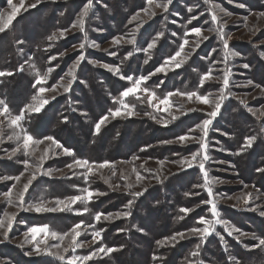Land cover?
Wrapping results in <instances>:
<instances>
[{
  "label": "rangeland",
  "instance_id": "1",
  "mask_svg": "<svg viewBox=\"0 0 264 264\" xmlns=\"http://www.w3.org/2000/svg\"><path fill=\"white\" fill-rule=\"evenodd\" d=\"M13 2L19 4V0H13ZM35 2L36 0H25L26 5ZM84 3L86 0H40L35 8L21 12L9 30L0 33V71H10L14 75L15 71H20L22 65L24 70L20 71L21 75L25 74L27 77V83L25 78L11 80L18 83L17 92L13 94L14 105L10 109L12 114L18 115L21 106L37 103L32 100L36 90L34 89L31 94L28 90V78L34 83L32 64H35L40 71H46L49 67L54 69L49 76L47 87L57 84L61 77H64V80L60 82L66 85L71 79L66 73L83 52L86 59L81 61L77 67L76 79L73 80L69 91L64 92L63 87H59L58 92L45 93L44 96L49 99V103L41 111L54 101L70 96L74 85V88L81 90L82 97L83 93L88 94L89 104L96 109L95 105L98 103L96 100L102 102L106 97L112 96L109 90L112 87L116 88L117 82H119L118 95L112 97L113 100L119 97L121 91L131 86L128 80L120 79V76L114 75L100 65H118L121 74L127 76H147L154 72L166 57L178 50L182 42L181 37L186 31L192 27H200L203 35L209 38L200 40L199 47H195V41L198 38L190 34L187 37L189 45L185 47V52H191V55L186 62L179 68L173 67L166 74L161 72L151 76L147 81V87L154 90L158 96L176 90H195L202 95L210 94V98L215 99L219 95L221 81L212 79L206 81L203 87H199L200 75L207 72L209 67L213 69V77H222L221 70L225 68L230 70L231 83L225 92L227 98L209 126L207 153L210 159L205 162V167L211 177L222 181V183L212 185L214 194L212 199L217 202L220 218L242 233H254L257 237H264V216L260 215V211H264V173L257 171V169H264V131H262L264 116H260V111H264V93L252 86H242L248 80L264 86V57H262L264 54V17L257 18L258 13L264 12V0H210L207 4L205 0H172L167 12L156 8L154 9L156 15L151 17L141 11L148 7L146 0H93V6L85 21V31L80 32L78 28H72L71 25L77 20ZM239 4H244V7H239ZM213 6L220 16L219 23L226 22L224 32L232 37L229 40L230 50L238 53L228 61L227 65L216 63L223 59V45L216 32L209 31V29L218 28V24L211 21L210 12ZM189 8L193 11L189 12ZM220 9L231 15H224L219 11ZM10 11L7 0H0V13L7 14ZM138 12L140 13L138 19L129 23ZM193 16L196 19L189 24L188 21ZM245 17H248L247 21ZM138 24L140 27L137 29ZM66 28L70 30L64 37H59L58 30ZM134 30L135 44L122 43L118 46L112 44L114 37L132 38L130 34ZM159 32H163L164 35L156 41V47L151 49L149 54H145L142 49L146 48ZM53 33H57V38L49 41L48 37ZM173 33L176 35L174 36ZM17 41H23V43H17ZM92 42L99 47L86 46L84 49H79L81 43ZM193 47L195 51H192ZM110 52L117 54L113 56L109 54ZM128 52H133V55L124 59ZM148 55L151 59L145 64L144 61ZM49 56H55L56 59L49 62ZM38 58L42 63L37 62ZM89 60L95 61L96 64L89 63ZM244 64H248L249 67H243ZM61 66H65L62 74L59 71ZM13 75L5 76V78H12ZM96 92L102 96V99L95 97ZM140 95L144 96L143 93ZM52 96H55V99H52ZM0 99H4L1 94ZM171 99L176 104H182L185 110L194 108L196 111H186V114L181 115L173 106L170 111L179 118L172 120L167 112H156L148 107L146 99L141 102L129 97L127 102L135 105V111L138 114L131 117H110L101 127L102 134L107 130L106 138H101L98 143L99 157H91L89 160L97 163L109 161L114 165L115 176H112L108 169L103 170V175L109 178L110 183L120 185L118 190L110 188L100 175L92 176L90 182L85 184L82 178L73 175L66 168L67 164L73 162L74 157L64 155L62 150H56L60 154L50 156L44 161L42 167L43 170L59 169L62 173L53 171L52 176L38 174L37 179L33 181L26 193V201L34 202L41 196L47 200L63 199L79 194L78 189L88 187L94 192L104 193L95 195L88 205L91 214L95 212L115 214L124 211L131 213L127 217H114L109 221L101 220L96 224L97 229H104L102 243L119 250L107 256L100 254L88 264H156L158 261L159 264H167L171 249L175 247L180 248L181 257L185 259L183 262L181 258L177 264H189L187 260H194V257H197L192 256L191 253L195 250V247L192 249V243L196 240L200 241L198 236L187 235V238L178 239L174 244L164 247H158L156 244L157 240L170 237L176 232L187 234L188 229L193 227L195 219L197 221L201 216L212 219L209 213L210 205H208V210H204L205 204L201 203L204 201L202 193H207V191L203 187H194V185L204 183L203 174L197 164L194 162L192 167H188L173 163L182 158H190L192 153L199 150V144L193 141L185 144L162 142L174 141L178 136L187 133L190 128L208 119L207 113L212 111V107L195 101V98L192 101L182 97ZM241 99L245 100L246 104H241ZM116 107L119 105L116 104ZM145 112L151 113L157 119L145 115ZM39 113H27L21 122L23 128L37 140H43L45 136L54 137L65 148L72 150L75 158L84 159L82 152L78 154L72 149L74 144L75 148H79L78 140L85 137L80 127L75 125L76 118H72V122L68 123L67 120H60L59 117L51 119L49 115L37 118ZM62 113L66 114L67 110ZM77 115L81 121L90 123L89 118H84L86 115L82 113H77ZM164 121L168 123L165 124ZM66 124L71 133L66 132L65 127H62ZM11 133L12 129L8 128L5 122L3 142H0V176L19 175L24 171V165L20 161L30 159L32 163H36L37 158L43 155L44 148L51 143L45 141L41 145L33 146L35 151L33 157H25L21 151L9 159L8 154L17 143L7 138ZM68 135L71 136L68 138ZM195 135L199 136L200 132L197 131ZM250 135L256 137L255 142L252 147L241 151L245 137ZM71 138L74 142H71ZM116 141L118 143L114 144ZM134 157H139V159H134ZM159 161H163V165L158 163ZM145 162L146 166L140 167ZM133 168L144 179L137 181L132 171ZM31 171L33 169L30 168L21 178L18 188L27 181ZM75 171L79 173L81 170L75 169ZM121 173L125 178H121ZM13 183L15 181L0 180V192L7 191ZM128 184L133 187L127 188ZM74 185L77 187H73ZM133 191H142L143 194L133 197L130 194ZM186 193L197 194L186 195ZM246 193H252L253 196L248 205L243 203V196ZM238 197L240 199H237ZM129 200L133 203L130 208H126ZM74 207L82 208L83 205L77 204ZM181 208L194 210L185 215L179 211ZM5 210L9 213L16 212L17 216L9 233V239L0 243V264H60L58 260L49 256L25 255L26 252L31 251V245L20 246L26 228L48 224L54 230L64 232L82 219L92 222L90 214L81 216L70 211L49 213L21 211L16 207L6 205L0 197V218L3 217ZM181 216L183 219L179 218ZM175 220L177 223L188 220L189 225L187 224L186 229H172V222ZM194 226L203 227L197 224ZM216 228L240 244L246 255L244 258H247V260L241 258L245 261L244 264H261L264 250L259 248L248 250L245 247V245L251 246L258 241L252 240L250 236H241L238 242L235 237L239 233L229 236L223 225H216ZM88 231L90 232L91 229ZM0 239H3L2 235ZM79 239L90 242L92 237L84 235ZM146 242L151 244L148 249L145 246ZM49 243H58V241H49ZM89 250L87 247L77 249L76 254L86 255ZM154 255L160 259L153 260ZM236 261L239 264L243 263L235 259L234 264Z\"/></svg>",
  "mask_w": 264,
  "mask_h": 264
},
{
  "label": "snow or ice",
  "instance_id": "2",
  "mask_svg": "<svg viewBox=\"0 0 264 264\" xmlns=\"http://www.w3.org/2000/svg\"><path fill=\"white\" fill-rule=\"evenodd\" d=\"M40 3V0H36L35 3L26 5L25 0H19V4H16L13 2V0H7V4L9 8L11 9L10 12L7 14L0 13V33H4L5 31L10 29V26L13 24V21L16 19V17L21 14V12H26L29 8H35L37 4ZM172 3V0H146V4L148 7L142 9L141 11L145 13L146 15L155 16L156 12L154 9L159 8L164 12L168 11L169 5ZM205 3H210V0H205ZM93 6V0H86V3L83 4V7L81 11L78 13L77 20L74 21L71 25L72 28H78L80 32L85 31V21L86 18L89 15V11ZM239 7L243 8L244 4H239ZM189 12H192L193 9L189 8ZM224 15H231L230 13L224 12L223 9L219 10ZM211 15V21L214 24H218V28L215 30L209 29V31H215L219 40L222 42L223 45V59L221 61H216V63H224L227 65L228 61L237 56L238 53L235 51L230 50L229 48V40L232 38L231 35H228L224 32L225 23H219L220 16L215 10V6H213V9L210 12ZM140 16V13L138 12L136 15H134L129 23H132L133 21H136L138 17ZM264 17V12H260L257 14V18ZM196 19L195 16L191 18V20L188 21L189 24H191L192 20ZM245 21L248 20V17L244 18ZM140 27V25H137V29ZM70 29H63L58 30L59 37H64L65 34ZM258 30V29H257ZM190 34H194L195 37L198 39L195 41V47H199L200 40H207L209 37L203 35V31L200 27H192L188 31L184 33V36L181 37V43L179 44L178 50L168 57H166L163 61V63L158 66L154 72L149 73L147 76L141 75L139 77H133V76H127L124 74H121L120 67L112 66L108 64H102L100 65L103 68L108 69L110 72H112L114 75L120 76V79L128 80L131 84V86L125 88L123 91L119 93L118 98H114L113 102L118 104L119 107L109 109V114L102 116L99 121L95 123L94 126V133L93 135H98L100 133L101 127L109 120V118H116V117H131L133 115H137L135 111V105L130 104L127 102V98L133 97L136 100H140L143 102L146 99L147 105L150 108H153L156 112H167L172 120H176L179 117L175 114H172L170 111L173 106H175L176 111L179 112L181 115L186 114V111H196L194 108H190L185 110L184 106L182 104H176L175 101H173L172 97H182L187 98L188 101H192L193 98H195V101L204 104L209 105L212 107V111L207 113L208 119H204L200 124L195 125V127L190 128L187 133L184 135L178 136L174 141L168 140L163 141L162 143H181L185 144L189 141H193L199 144V150L197 152H194L191 154L190 158H182L180 161H173V163H179L181 166L187 165L188 167H192L194 162L199 167L201 173L203 174L204 183L203 185H194V187H203L205 191H207L210 199L206 201H201L203 204L210 205V213L212 219H208L204 216H201L197 219L196 224L202 225L200 226H193L192 228L188 229L187 234L184 232H176L170 237H164L162 240H157L156 244L158 247H164L167 245L174 244V242H177L178 239H185L187 238V235H194L198 236L200 238V243L196 245V249H199L201 247V244H203L204 240L209 236L212 235L216 230V225H223L224 230L228 233L229 236H232L234 233H239V235H236V239L239 242L241 236H250L252 240L258 241V243L252 244L251 246L245 245L246 249L253 250V249H261L264 250V237H257L254 233L252 234H245L240 232L239 229L230 226L227 221L223 220L219 216L217 202L212 199L213 197V189L212 185L216 183H222L218 178H213L209 175L206 167L205 162L210 159L208 153H207V135L209 126L212 124V120L215 119V117L218 115L220 108L222 106L223 101L227 98L225 95L226 90L229 88V85L231 83L230 81V75L231 72L227 68H225L222 71V77H213V69L209 67L207 72L200 75L199 79V87H203L206 81L217 79L221 81V87L219 89V95L215 99L210 98V94L208 95H202L198 93L197 91H180L176 90L175 92H168L164 94L163 96H158L157 93L149 89L147 87V81L149 78L156 73H167V71L174 68L181 67L188 57L191 55V52H185V47L189 45V40L187 37ZM132 38L126 39L124 36L120 37H114L112 40L113 45H120L122 43L126 44H135V30L133 33L130 34ZM163 32H159L156 35V38L152 40V42L147 44L146 48H143L142 51L145 54H149L150 50L156 47V41L163 36ZM175 36L176 33H173ZM57 38V33H53L48 37V40H54ZM17 43H23V41H17ZM94 47L98 48L99 45L92 43H81L79 45V49H84L85 47ZM195 47L192 48V51H195ZM107 51V49H105ZM110 55L115 56L116 52H110ZM63 55V53H61ZM133 55V52H128L124 59H128ZM262 57H264V54H262ZM179 58V59H178ZM31 59V58H29ZM55 56H49V62L55 60ZM86 57L84 56L83 52L77 57L76 61L73 63L71 68L69 69L68 73H66L67 76L71 77L67 81V84H62L60 81L64 80V77L60 78V81L57 82V84L51 85V87H47L49 76L54 71L52 67L47 68L46 71H40L35 64L31 65V69L34 75V83L32 87L36 90V94L32 97V100L37 102L35 105L33 104H26L24 108L20 110V113L18 115H13L7 102L4 99H0V117H3V119H0V142H3V134H4V127L5 122H7V127L12 129V133L8 135L9 140H15L16 147L11 150V152L8 154V158L12 159L14 156L17 155V153L23 152L25 157H33L35 156V151L33 146L35 145H41L45 141H50L48 147L44 148L43 155L37 158L36 163H32L30 159H24L20 161L24 165V171L21 172L19 175L16 176H0V180L4 181H15L7 189V191L0 192V197L3 198V202L11 207H16L21 211H34L37 213H49V212H65L70 211L74 212L77 215H85L90 214L92 215V222H86L85 220H80L79 222L75 223L69 230L60 232L58 230H54L51 228L48 224L40 225V226H29L26 228V231L23 232V240L21 242V247L25 244L31 245V251L26 252L25 255H45L54 258L55 260H58L60 264H88L89 261H92L96 259L100 254H103L104 256H107L115 251H118L119 249H115L112 247H108L102 243L103 237L102 233L104 229H97L96 224L100 223L101 220L109 221L111 219L118 218V217H127L131 213L128 211L124 212H118L115 214L112 213H102V212H95L94 214H91V210L88 207V205L92 202V199L95 195H103L104 193L100 192H94L90 190L88 187H84L82 189H78L79 194L77 195H71L67 196L63 199L56 198L54 200H47L44 196H41L38 200L34 202H27L25 199L26 193H28L30 186L32 185L33 181L37 179V175H47L52 176L53 171H58L62 173V170H53V169H47L43 170V163L46 159L50 158V156L59 155L60 153L56 150H62L64 155L67 156H73V162L71 164H67L66 168L69 169V171L72 172L73 175H78L80 178L83 179L85 184H88L90 182V179L92 176L100 175L102 179H104V182L109 185L110 188L113 190H118L120 188V185H114L110 183L109 178L105 177L103 175V170L108 169L111 172L112 176L116 175V169L112 163L109 161H104L97 163L95 161H90L88 159H80L75 158V154L72 150L65 148L59 141H57L52 136H45L43 140H37L34 139L32 135H30L22 126V121L25 118V115L27 113L36 112L39 113L41 109L49 103V99L44 96L45 93L48 92H58L59 87H63L64 92H68L71 88L73 80L76 79V69L79 66L80 62L85 60ZM151 59V56L148 55V58L145 59L144 63L147 64L148 60ZM89 63L96 64L95 61L89 60ZM243 67L248 68V64H244ZM20 71H23V66H20ZM13 75L10 71H0V77L4 76H11ZM159 86V85H158ZM157 86V87H158ZM244 87L252 86L254 88L260 89L262 93H264V86H261L260 84H255L252 80H248L245 85H242ZM143 93L144 96L142 97L140 94ZM52 99H55V96L51 97ZM241 104H246V101L241 99ZM251 111V109H250ZM259 111V110H258ZM145 115L150 116L152 119H157L156 116L152 115L151 113L145 112ZM256 114L255 112L253 113ZM260 116H264V111H260ZM259 118V116L257 117ZM65 121L67 120V117L64 118ZM158 122L160 120L158 119ZM165 124L168 123V121H164ZM199 131L200 135L197 136L195 133ZM264 131V129H262ZM256 137L255 136H247L245 137V142L241 146V151L252 147L253 143L255 142ZM239 154V153H237ZM134 159H139V157H134ZM161 165H163V161H159ZM146 162L144 164H141L140 167H145ZM33 169L28 175V179L25 183H23L22 187L18 188V185L21 181V178L25 176V173L28 172L29 169ZM75 169H80L81 171L77 173ZM132 171L136 175V180L140 181L144 179L141 177L139 172L133 168ZM258 172L264 173V169H257ZM121 178H125L123 174L121 173ZM159 179V178H158ZM77 187V186H73ZM127 188H132L133 185L128 184L126 185ZM247 187V185H245ZM146 190V189H145ZM133 197H139L143 194L142 191H133L130 193ZM196 195L197 193H186V195ZM258 198V197H256ZM237 199H240L239 197ZM253 199L252 193H246L243 196V203L245 205H248L251 203ZM133 201L129 200L126 208H130ZM83 205L82 208H75L74 205ZM194 209L189 208H181L179 211L181 213H184L187 215ZM260 215L264 216V211H260ZM17 213L12 212L9 213L7 210L3 212V217L0 218V235L3 236V239H0V243H3L9 239V233L11 232L13 228V224L16 220ZM180 219H183V216L179 217ZM91 229L89 232L88 230ZM142 231V229H139ZM84 235H91L92 239L91 241L81 240L80 237ZM218 235V233H217ZM49 241H58V243H49ZM67 241V243H65ZM96 245H99L96 247ZM89 248L90 250L87 252L86 255H78L77 249L82 248ZM71 253V254H68ZM192 256L199 255V252L194 250L191 253ZM160 259V257L153 256V260ZM189 264H192L191 261H189ZM236 264H239L238 261H236Z\"/></svg>",
  "mask_w": 264,
  "mask_h": 264
},
{
  "label": "trees",
  "instance_id": "3",
  "mask_svg": "<svg viewBox=\"0 0 264 264\" xmlns=\"http://www.w3.org/2000/svg\"><path fill=\"white\" fill-rule=\"evenodd\" d=\"M37 62L42 63L39 58L37 59ZM64 69H65V66H61V68L59 70L61 72L60 74L63 73ZM19 78H22V79L25 78V81L27 83V77L25 76V74H24V76H22L20 71H17V72L15 71L12 78H5V76L0 77V94L2 95L4 100L7 102L10 109L14 105L13 94H14V92H17L16 89L18 88V83L16 81L12 82L11 80H20ZM118 84H119V82H117L115 84V86L118 87ZM32 85H33V82L30 80V78H28L29 94H31L34 91V88L32 87ZM74 87H75V85H74ZM74 87L70 92V96L58 99L57 101H54L53 103L48 105L46 109L42 110L37 115V118H42V117L44 118V117H47L49 115V118H51V119H52V117L55 119H57L59 117L60 120H64V118L67 117L68 123L72 122V118H76L75 125L80 127V129L82 130V133L85 134V137L83 139L78 140L80 143V144H78V145H80L79 148H75V144H74V145H72V149L78 154L82 152L83 153V154H81L82 157L84 159L89 160V158L96 157L100 154L97 150L98 143L100 142L101 138H106L107 130H105L103 132V134H102L103 130H101V132L98 135H93L94 126H95V123L97 121H99V119L102 116L109 114V109L116 108V103L113 102L112 97H116L118 95L117 87L116 88L112 87V89L109 90V92H110L109 94H111L112 96L106 97L105 99H103L102 102H101V100H96L98 103L95 101V103H97L95 105L96 109L91 107V105L89 104V101L87 99V98H89L88 94L83 93V97H82V95L80 94L81 90H77ZM79 87H82V86H79ZM98 92L95 93V97L102 99V96H100ZM77 93L80 95H78ZM73 94H74V96H73ZM17 108H20V107H17ZM22 108H24V106H21L20 110ZM64 110H67L66 114L62 113ZM77 113H82V114L86 115V116H84V118H89L88 121L90 123H85L84 121H81V119L77 115ZM67 124L64 126L62 125V127H65L66 132L71 133L70 129H68ZM49 125H51V124L49 123ZM47 127H50V126H47ZM70 136L71 135H68L67 137L69 138ZM118 139H120V138H118ZM71 142H74L72 140V138H71ZM116 143H118V142L116 141L114 144H116ZM66 145L68 146V143H66ZM113 151H114V149H113ZM119 152H121V151H119ZM101 155H103V154H101ZM202 194L204 197V201L209 200V196L206 192H203ZM208 208H209V206L207 204H205L203 209L208 210ZM209 213H210V210H209ZM210 215H211V213H210ZM170 224H171V222H170ZM187 224H188V220L183 221L181 223L179 221L177 223V221L175 220L174 222H172V226H173L172 229H174V228L186 229ZM194 225H196V219L193 223V226ZM260 228H261V226H260ZM158 232H161V231H158ZM217 233H218V235H217ZM199 243H200V241H198V240H196V242L192 243V249H194V247H195V250L199 252V255H197V257H194V260H187V261H192V263H195V264H234V260L238 259V260H240V263H242V261H243L242 264H244L245 261L242 259L247 260V258H244V256H246V255L244 254L243 250L241 249L240 244L237 242H234L231 238H228L218 228H216L213 235H210L209 237H207V239L205 240V242H203V244H201V247L199 249H196V245ZM150 245L151 244H149L147 242L145 244L147 249L150 247ZM179 251H180L179 247H175L174 249H171V255L168 256V258H167L168 263L167 262L166 263L167 264H177V262L181 258H183V257H181L182 254H180L181 252H179ZM205 254H207V255H205ZM142 256L144 257V255H142ZM183 262H185L184 258H183ZM159 263H160L159 261L156 262V264H159ZM261 264H264V256L262 257Z\"/></svg>",
  "mask_w": 264,
  "mask_h": 264
}]
</instances>
